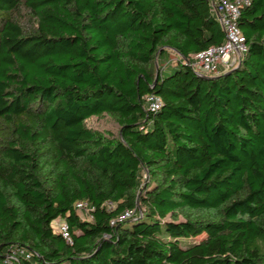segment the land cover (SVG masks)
I'll return each mask as SVG.
<instances>
[{"label":"trees","instance_id":"obj_1","mask_svg":"<svg viewBox=\"0 0 264 264\" xmlns=\"http://www.w3.org/2000/svg\"><path fill=\"white\" fill-rule=\"evenodd\" d=\"M238 25L239 64L205 80L209 0H0V264H264V0ZM103 114L119 138L85 126Z\"/></svg>","mask_w":264,"mask_h":264},{"label":"built area","instance_id":"obj_2","mask_svg":"<svg viewBox=\"0 0 264 264\" xmlns=\"http://www.w3.org/2000/svg\"><path fill=\"white\" fill-rule=\"evenodd\" d=\"M253 0H209L211 10L224 33V41L219 46H212L192 56L191 68L197 75L205 77H217L226 73L239 64L243 54L246 52V41L239 28L238 20L241 10L251 5ZM148 108L155 112L161 106V100L155 95L146 97ZM111 204L108 208H112ZM76 210L84 219L91 220L92 215L86 202L75 204ZM135 216V210H126L117 218L111 220L110 224L124 222ZM55 223V228L53 227ZM54 232L58 233L66 242L71 243L68 226L63 219L54 220L51 224ZM24 255L29 259L31 254L24 249L17 248L8 257V262L16 260L17 256Z\"/></svg>","mask_w":264,"mask_h":264},{"label":"rangeland","instance_id":"obj_3","mask_svg":"<svg viewBox=\"0 0 264 264\" xmlns=\"http://www.w3.org/2000/svg\"><path fill=\"white\" fill-rule=\"evenodd\" d=\"M18 18L20 19L19 21L21 22L22 25H27L29 24V19L27 18V16L22 12L21 13V17L18 16ZM168 57L170 58L172 63H176V61L180 58V56L173 52L168 50ZM171 66L167 67L164 70L165 74H169L171 71ZM85 126L88 129L94 130V131H98L104 135H111L114 138H119L120 137V127L119 125L116 123L115 119L109 115L103 114L101 116H93L88 118L85 121ZM142 177L145 181L148 180V176L147 173L144 171L142 173ZM178 219H182V216L179 215ZM59 221V219H57ZM55 228V223L54 226ZM54 230V229H53ZM201 237L196 238L195 240H199Z\"/></svg>","mask_w":264,"mask_h":264},{"label":"water","instance_id":"obj_4","mask_svg":"<svg viewBox=\"0 0 264 264\" xmlns=\"http://www.w3.org/2000/svg\"><path fill=\"white\" fill-rule=\"evenodd\" d=\"M199 78H202V79H205V80H212L214 79L215 77H205V76H202V75H198Z\"/></svg>","mask_w":264,"mask_h":264}]
</instances>
